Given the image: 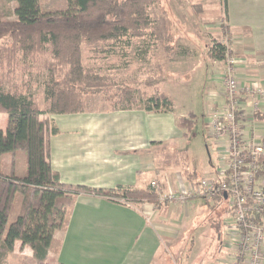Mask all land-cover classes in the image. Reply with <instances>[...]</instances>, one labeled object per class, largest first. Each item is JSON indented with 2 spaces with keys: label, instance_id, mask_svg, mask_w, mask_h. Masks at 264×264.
<instances>
[{
  "label": "trees",
  "instance_id": "1",
  "mask_svg": "<svg viewBox=\"0 0 264 264\" xmlns=\"http://www.w3.org/2000/svg\"><path fill=\"white\" fill-rule=\"evenodd\" d=\"M15 1L16 18L0 16V40L11 43L0 48V113L8 115L6 131L0 127V259L10 255L20 241L31 247L36 264H47L50 252L61 243L57 233L66 226V215L79 194L103 195L139 209L144 200L159 202L151 185L107 189L62 182L51 162L50 138L60 130L50 115L100 110L95 107L100 102L94 95L111 104L101 108L107 111L142 107L146 111L171 112L173 99L161 90L163 74L160 79L151 76L143 81L146 90L123 81L115 82L114 91L107 92L102 89L107 86L108 76L86 65L83 53L86 47L95 57L116 53L115 47L128 45L133 36L158 33L166 27L167 18L165 14L160 19L151 18L158 0H66L65 6L54 11L42 10L40 0ZM192 7L199 14L204 6L192 2ZM222 28L228 30L225 22ZM227 46H212L211 57L224 61ZM44 72L45 78L38 80ZM16 74H21V81L13 79ZM8 78L11 81L6 82ZM37 86L43 87V102L32 92ZM195 123L194 114L177 118L184 135ZM5 153L23 156V174L1 171ZM192 172L184 170L187 177ZM18 196V216L9 224ZM208 204L213 208L219 203Z\"/></svg>",
  "mask_w": 264,
  "mask_h": 264
},
{
  "label": "rangeland",
  "instance_id": "2",
  "mask_svg": "<svg viewBox=\"0 0 264 264\" xmlns=\"http://www.w3.org/2000/svg\"><path fill=\"white\" fill-rule=\"evenodd\" d=\"M175 1L179 0H158L154 4L151 18L153 20L160 19L163 14L167 18L166 27L158 30V33H149L140 37L133 36L128 45L118 44L114 49L117 50L116 53L103 54L101 57H95V54L87 47L83 52L86 65L94 66L98 72L108 76L107 86L102 90L114 91V83L123 81L134 83L142 90H146L147 86L143 81L151 76L160 79L163 74L165 82L162 84L161 90L173 99L172 115L191 117L194 114L196 116V123L188 135H184L177 141H167L168 143L163 145V149H160L159 155H154V167L149 174L151 178L148 179L145 186L151 185V181L157 179L160 189L164 193L178 189V187L186 189L185 184L182 185L184 179L186 184L193 182V185L198 187L202 178L214 176L220 159V153L216 146L218 143L207 137L209 131L207 132L205 124L209 102L213 98L210 95L212 84L215 85V88L222 86L223 95L221 72L224 70L225 62L218 60L213 69L209 64H207L209 67L206 66L205 59L208 55L211 61L214 60L211 57L212 46L225 43L223 33L225 30L222 28L225 20L222 19L218 25L207 22L208 20L200 16V13L198 14L197 10L192 7V3L191 8L196 16L192 15V10L189 7L179 8L177 12L171 4ZM221 2L224 5V13L227 0H221ZM40 5L44 11H54L65 6L66 0H40ZM16 6L15 0H0V16L7 20L15 19ZM186 8H189L188 12H186ZM180 12L182 14L189 13L188 18L191 17L188 22L183 23L182 20L179 21L173 17L172 14L176 17ZM197 16L199 19L195 18ZM227 40L233 55L252 58L245 46H239L233 39ZM7 44L11 45L7 39L0 40V48ZM184 47H187L186 51ZM250 58L248 60L251 65ZM6 69L8 68L2 70ZM45 74L46 72L39 74L37 79L43 80ZM10 79L8 78L6 82L11 81ZM13 79L21 81L22 76L16 74ZM32 92L37 94L43 102L42 86H37ZM219 93H221L220 90ZM94 96L95 101L100 102L98 105L95 104V107L100 110H103L102 107L104 109L110 107L111 104L104 102L102 97ZM7 124L8 115L0 113V127L3 131H6ZM255 134L264 138V129H259L256 126ZM188 168L190 171L191 169L194 171L192 177H187L184 174V170ZM24 170L25 163L22 155L12 153L2 155L1 171L3 173L23 174ZM151 189L159 196V202L153 204L157 210L161 211L156 221L169 229L168 236L170 237H167L163 242L156 264H226L228 262L233 253L229 245L233 241L232 226L230 225V213L223 201L212 208L206 198L199 195L188 199L185 204L176 205L168 200H162L156 189L153 187ZM18 200H20V196L17 197V208L9 218V224L18 216ZM144 204L149 203L144 200L140 207H143ZM60 235L61 232H58V239ZM52 254L47 264L56 262L54 253L52 252ZM0 264H36V261L32 256L31 247L17 241L12 253L1 258Z\"/></svg>",
  "mask_w": 264,
  "mask_h": 264
},
{
  "label": "crops",
  "instance_id": "3",
  "mask_svg": "<svg viewBox=\"0 0 264 264\" xmlns=\"http://www.w3.org/2000/svg\"><path fill=\"white\" fill-rule=\"evenodd\" d=\"M191 1L203 4L200 16L207 22L218 25L224 19L228 26L224 37H232L249 51L252 58L237 55L247 65V72L242 73L264 79V0H227L224 13L221 0H179L171 4L177 12L185 7L192 10ZM172 15L183 23L191 17L181 12L176 17ZM205 60L206 66L209 64L213 69L218 62L211 61L208 55ZM221 90L222 86L215 88L212 84L213 98L206 112L207 131L212 105L224 103ZM50 118L60 130L50 138L53 169L64 183L95 188L146 187L154 155H159L167 141L184 136L177 125L178 117L172 112L146 111L142 107L52 114ZM256 126L264 129V116L249 122L247 130L255 134ZM192 183L186 184L184 179L182 185L188 187ZM160 212L150 203L139 209L103 195L79 194L66 226L60 231L61 243L52 249L50 256L53 252L55 260L65 264H156L163 242L170 238L169 229L156 221Z\"/></svg>",
  "mask_w": 264,
  "mask_h": 264
},
{
  "label": "built area",
  "instance_id": "4",
  "mask_svg": "<svg viewBox=\"0 0 264 264\" xmlns=\"http://www.w3.org/2000/svg\"><path fill=\"white\" fill-rule=\"evenodd\" d=\"M227 39L233 38L226 36V45ZM227 47L221 72L224 103L213 106L208 115L207 137L218 143L220 153L214 176L202 178L198 187L192 183L168 193L157 179L150 184L162 200L176 205L199 195L210 203L223 201L231 216L233 240L226 264H264V138L247 130L249 122L264 116V79L242 73L248 70L246 62Z\"/></svg>",
  "mask_w": 264,
  "mask_h": 264
}]
</instances>
